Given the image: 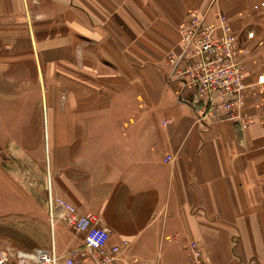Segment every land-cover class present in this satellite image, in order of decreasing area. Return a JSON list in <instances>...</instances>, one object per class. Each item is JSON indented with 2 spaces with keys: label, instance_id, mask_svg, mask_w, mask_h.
<instances>
[{
  "label": "crops",
  "instance_id": "obj_1",
  "mask_svg": "<svg viewBox=\"0 0 264 264\" xmlns=\"http://www.w3.org/2000/svg\"><path fill=\"white\" fill-rule=\"evenodd\" d=\"M261 3L0 0V218L44 219L64 254L84 236L51 226L60 197L110 230L121 264H190L191 242L208 264H264V88L247 99V128L205 126L165 78L190 12L225 14L264 70ZM25 159L43 173L42 208Z\"/></svg>",
  "mask_w": 264,
  "mask_h": 264
},
{
  "label": "built area",
  "instance_id": "obj_2",
  "mask_svg": "<svg viewBox=\"0 0 264 264\" xmlns=\"http://www.w3.org/2000/svg\"><path fill=\"white\" fill-rule=\"evenodd\" d=\"M263 6L258 4L255 9ZM214 17L216 21L211 22L206 15L189 13L180 28V51L166 56L165 78L178 86L179 99L192 107L200 125L226 120L247 128L254 122L247 99L255 89L264 88V70L252 67L251 52L233 30L230 18L221 11H215ZM247 39L254 40L255 33L248 32ZM169 160L171 156L166 158ZM48 209L52 227L58 221L65 223L83 234V243L64 254H58L54 244L31 251L1 249L0 264H121V246L109 245L110 230L99 226L94 216L81 213L60 197L50 196ZM123 245L128 242L124 240ZM189 251L190 264H208L198 243L191 242Z\"/></svg>",
  "mask_w": 264,
  "mask_h": 264
},
{
  "label": "rangeland",
  "instance_id": "obj_3",
  "mask_svg": "<svg viewBox=\"0 0 264 264\" xmlns=\"http://www.w3.org/2000/svg\"><path fill=\"white\" fill-rule=\"evenodd\" d=\"M10 155L14 162L10 163L8 173L17 178V157L14 149L10 146ZM27 171L25 173L26 190L30 198L35 200L41 208L44 202L39 193V183L42 182L43 173L41 169L34 165L33 161L25 159ZM42 214V213H39ZM52 240V230L46 221L40 217L26 219L11 216L9 218H0V250L5 248H22L31 251L38 247H44L46 242ZM46 247V246H45ZM7 264H17L15 261H9Z\"/></svg>",
  "mask_w": 264,
  "mask_h": 264
}]
</instances>
